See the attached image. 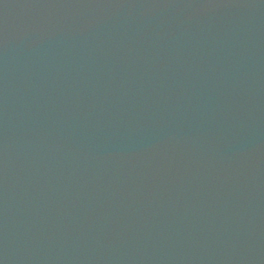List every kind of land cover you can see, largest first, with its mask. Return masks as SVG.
Returning <instances> with one entry per match:
<instances>
[{
	"label": "water",
	"instance_id": "95a60500",
	"mask_svg": "<svg viewBox=\"0 0 264 264\" xmlns=\"http://www.w3.org/2000/svg\"><path fill=\"white\" fill-rule=\"evenodd\" d=\"M0 264H264V0H0Z\"/></svg>",
	"mask_w": 264,
	"mask_h": 264
}]
</instances>
